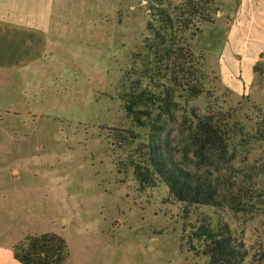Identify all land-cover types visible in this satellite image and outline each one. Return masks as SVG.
<instances>
[{
	"label": "rangeland",
	"instance_id": "1",
	"mask_svg": "<svg viewBox=\"0 0 264 264\" xmlns=\"http://www.w3.org/2000/svg\"><path fill=\"white\" fill-rule=\"evenodd\" d=\"M148 4L151 0H59V85L52 80L30 88L0 85V178L5 182L18 174L16 185L25 194L17 189L6 194L0 185V226L4 234L25 235L59 221V231L70 240V264H207L205 256L195 255L201 239L193 236L191 222L208 213L244 242L246 264H264V190L236 199L233 209L199 206L182 212L158 178L143 186L130 167L119 165L127 162L130 148L126 138L111 137L113 128L142 133L116 92L120 82L140 74L133 57L138 60L148 34ZM235 4L217 0L214 23H204L192 39L209 80L203 94L177 97V122L170 124L169 136L179 150L193 112L234 106L244 96L250 114L264 110L263 80L247 85L219 60ZM255 73L264 74L263 66L257 64ZM141 140L134 139L131 149ZM250 148V157L264 154V139ZM40 187L50 193H39Z\"/></svg>",
	"mask_w": 264,
	"mask_h": 264
},
{
	"label": "trees",
	"instance_id": "2",
	"mask_svg": "<svg viewBox=\"0 0 264 264\" xmlns=\"http://www.w3.org/2000/svg\"><path fill=\"white\" fill-rule=\"evenodd\" d=\"M216 2L151 0L148 34L142 52L135 54L138 60L133 57L140 74L120 82L116 92L142 131L113 128L111 137L126 138L130 148L127 162L119 165L130 167L140 185H152L158 178L182 212L199 206L233 209L239 204L236 199L264 190V154L250 157V146L264 139V110L250 114L246 96L234 106L214 104L205 113L193 112L183 150L169 136L170 124L177 122V97L194 98L206 91L204 57L194 54L192 39L204 23H214ZM139 135L142 140L131 149ZM191 227L201 239L195 255L205 256L207 264H246L247 248L227 222L206 213ZM12 252L22 264H68L70 258L66 239L53 232L26 234L12 245Z\"/></svg>",
	"mask_w": 264,
	"mask_h": 264
},
{
	"label": "crops",
	"instance_id": "3",
	"mask_svg": "<svg viewBox=\"0 0 264 264\" xmlns=\"http://www.w3.org/2000/svg\"><path fill=\"white\" fill-rule=\"evenodd\" d=\"M59 22V0H0V85L30 88L51 80L59 85ZM219 60L245 84L251 85L256 78L264 84V74L257 76L254 71L257 64L264 69V0H236ZM6 178L5 182L0 178L6 194L13 195L17 190L24 194L16 185L18 174ZM38 189L39 193H50L47 187ZM54 218L59 220V215ZM49 222L56 224L53 218ZM4 230L5 226H0V235L7 236L0 240V264H22L14 258L12 245L24 233L7 235ZM45 232L63 236L70 248L69 237L59 231V221L26 234Z\"/></svg>",
	"mask_w": 264,
	"mask_h": 264
}]
</instances>
